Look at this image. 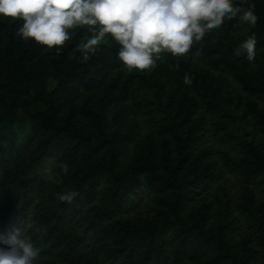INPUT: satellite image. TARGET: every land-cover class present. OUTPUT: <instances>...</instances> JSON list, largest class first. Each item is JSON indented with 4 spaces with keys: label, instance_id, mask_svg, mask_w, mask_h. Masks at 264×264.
I'll return each instance as SVG.
<instances>
[{
    "label": "trees",
    "instance_id": "trees-1",
    "mask_svg": "<svg viewBox=\"0 0 264 264\" xmlns=\"http://www.w3.org/2000/svg\"><path fill=\"white\" fill-rule=\"evenodd\" d=\"M248 3L255 26L226 19L144 71L123 66L110 36L85 60L86 27L48 49L0 15V231L25 228L37 264H264L250 187L264 185V0ZM253 33L249 62L235 50ZM226 171L244 182L238 241ZM217 182L214 200L200 195Z\"/></svg>",
    "mask_w": 264,
    "mask_h": 264
},
{
    "label": "clouds",
    "instance_id": "clouds-1",
    "mask_svg": "<svg viewBox=\"0 0 264 264\" xmlns=\"http://www.w3.org/2000/svg\"><path fill=\"white\" fill-rule=\"evenodd\" d=\"M254 7L248 0H0V15L22 20L16 34L48 49L63 47L71 38L70 30L86 27L93 35L77 46L85 60L110 36L119 45L117 56L123 66L144 71L155 67L165 53L186 55L207 33L222 28L226 19L255 26ZM255 48L253 33L235 55H245L251 62ZM55 55L58 58L59 51ZM189 82L186 76L185 83ZM60 169L63 175L69 173L67 163L61 162ZM76 196L67 191L59 199L71 203ZM33 231L46 234L39 227ZM38 255L25 228L15 226L7 234L0 231V264H37Z\"/></svg>",
    "mask_w": 264,
    "mask_h": 264
},
{
    "label": "rangeland",
    "instance_id": "rangeland-1",
    "mask_svg": "<svg viewBox=\"0 0 264 264\" xmlns=\"http://www.w3.org/2000/svg\"><path fill=\"white\" fill-rule=\"evenodd\" d=\"M231 82V87L236 88L240 90V87L238 86L237 83ZM262 103V101H260ZM223 185L226 186L227 191H229L230 195L233 197V206H234V211L235 214L238 216V221L235 224L236 229L233 231L235 233V240H239V234L243 231H246L248 228V225L246 224V219L244 215L240 214V211L237 210L236 207V202L241 196V193L243 191L244 187V182L238 172H232V171H226L224 174V177L221 181H219ZM218 186V182L215 185L210 186L208 189L203 191L200 195L202 197H209V199L214 200L215 199V190L216 187ZM250 187L254 190L256 198L258 200L264 201V185H260L258 183H252L250 184ZM129 214H132L133 216H136L137 214L139 215L140 212L138 209L130 210Z\"/></svg>",
    "mask_w": 264,
    "mask_h": 264
}]
</instances>
